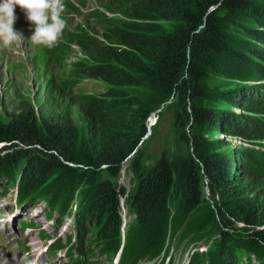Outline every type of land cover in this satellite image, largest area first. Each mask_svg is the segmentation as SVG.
<instances>
[{
	"label": "trees",
	"instance_id": "16d2710c",
	"mask_svg": "<svg viewBox=\"0 0 264 264\" xmlns=\"http://www.w3.org/2000/svg\"><path fill=\"white\" fill-rule=\"evenodd\" d=\"M100 4L109 14L96 9L86 17L87 22L93 19L99 37L86 30L90 28L66 29L64 42L48 53V59L64 70L58 53L76 37L84 56L71 65L69 76L44 84L45 97L31 98L6 86L11 109L5 110L10 121L0 123V195L16 187L21 209L44 198L51 211L62 212L75 197L70 264H94L89 259L92 243L83 238L91 226L99 253L109 260L118 254L117 264L141 259L174 264L170 250L178 240L186 241L182 249L202 247L192 251L188 264H264V191L254 186L256 179L264 180V84L259 83L264 79V0H100ZM219 9L230 15L246 13L247 28L257 42L249 53L233 47L237 36L224 27L226 15H219ZM174 18L180 23L168 32L160 21ZM219 60L224 66L234 65V72H225L238 80L236 88L222 98L241 106L240 113L232 106L224 111L206 106L203 80ZM243 69L247 72L240 75ZM84 77L104 81L105 90L81 91L78 84ZM52 96L65 103L57 104ZM71 104L81 117H74V123L65 119ZM171 108L176 136L172 147L166 139L163 150L144 165L145 120L155 113L157 124ZM208 125H218L230 138L255 142L256 147L240 148L237 159L223 137L205 139ZM156 133L152 128L150 139ZM126 161L138 178L127 195L107 176L116 179ZM56 171L92 176V201L88 204L82 189L68 190L61 197L56 188L47 187ZM247 178L253 181L247 184ZM246 192L259 200L253 201ZM121 197L134 216L133 224H124L123 237ZM168 202L179 207L182 216L199 214L214 221L185 233L179 223L183 218L170 217ZM60 246L58 240L54 247Z\"/></svg>",
	"mask_w": 264,
	"mask_h": 264
},
{
	"label": "rangeland",
	"instance_id": "374dc122",
	"mask_svg": "<svg viewBox=\"0 0 264 264\" xmlns=\"http://www.w3.org/2000/svg\"><path fill=\"white\" fill-rule=\"evenodd\" d=\"M74 3L73 7L77 9L74 10L73 8V19L72 21L68 22V25L70 26L69 30L74 31L75 28L80 29H86L92 34V36H100V32L98 28H95V24H93V19L89 18L88 22L86 20V17H88L91 12H93L96 9L102 10L103 6L100 4V0H73ZM212 8H219L216 6H213ZM104 14H109L106 10L104 11ZM219 15H226L224 16V27L228 30L229 33H232L234 37L237 38V41L234 42L233 47L236 46L237 50H241L243 53H249V48L252 47V44H256V41H252V33L249 30L250 28H247L250 24L247 18L246 13L242 12L239 15L238 14H228L224 11V9L218 10ZM249 17V16H248ZM78 23V24H77ZM160 23L163 24L165 29L168 32H174L175 27L180 23L179 19H168V20H161ZM257 26V24H256ZM79 39L78 38H72L71 40L67 41L66 46L64 49H62L58 54L60 59L64 60V70H61L60 67L54 65L49 59H48V50L42 51L38 47H35L32 45V43L27 42L25 38H21L19 42L14 43L11 47H4L2 46V43H0V123L1 124H7L10 121L9 116L5 113V110L7 112H10L11 109V93L10 89L6 90V86H15L18 91L22 92L24 95H28L29 97H39L42 99L45 97L43 93V87L44 84L50 80L53 79L54 82L59 81V79L66 78L69 76L73 71H70L71 65L74 63H78L83 60L84 51L82 50L81 46L78 44ZM249 51V52H248ZM25 54V55H24ZM250 57V56H249ZM230 61V59H228ZM221 62V63H220ZM224 61L219 60L218 63L214 66L213 70L209 72V74L204 78L203 80V86L205 89V103L206 106L210 110H219L224 111L225 107H231L232 111L234 113H240L242 110L241 106H237L235 103H232L231 101L227 99H223L222 95L225 93L229 94L230 92L234 93L233 90L236 88L237 81L235 77H232L231 74H226L225 69L229 70L230 72L233 71V64L230 63L227 64V66H224ZM234 72V71H233ZM246 73L247 71L243 69L240 73L242 75L243 73ZM81 75H79L78 78H80ZM83 77V76H82ZM259 83L264 84V79H261ZM105 83L104 81L100 79H90L87 77H84L82 81L78 84L80 87V90L83 92H100L105 90ZM77 84L73 86L72 91L73 94L76 93L75 87ZM55 102H58L57 104L62 105V103H65L61 101L59 98L52 96ZM46 101V99L44 100ZM229 101V102H228ZM234 107V108H233ZM243 109V108H242ZM162 111V109H159ZM58 113V112H57ZM79 110L76 106H73V104L66 107L65 114L66 120L69 122L74 123V117L75 118H81L78 116ZM59 114V113H58ZM258 116H262V113H258ZM156 118L157 115L155 113L150 114L148 118L145 120V125L147 128V134L144 136V140H147L141 148L143 149V154L145 160H143V164L145 165L146 162L155 157L161 150H163L164 145L166 144L165 140L167 139L168 142L172 144L176 138L175 136V125H174V109L166 110L163 113V119L156 124ZM60 120V117L58 118ZM63 120V119H62ZM65 121V120H63ZM148 123H151L150 126H148ZM156 127L157 133L155 136L150 139V135L152 132V128ZM204 130V137L207 140H217L221 137L225 139V142L231 146L233 149V152L230 153L231 156H235L237 159L240 158L239 156V150L240 148H248L252 149L253 147H256L255 142L250 141L249 142H242L239 137H229L228 134L223 133L218 128V125L212 126L208 125L205 127ZM255 140V137H254ZM3 146V144H0V148ZM222 150V149H221ZM110 182L114 184L115 187L122 188V190L125 191V194L127 195L130 191H133L134 188L137 185L138 178L136 174L134 173V170H132L131 166H129V162L126 161L123 163L121 167V171L116 179L112 181V177L107 175ZM53 179V180H52ZM50 181H48L47 187L52 186V188L57 189V194L61 197L68 195L70 192H67L68 190H79L82 189L86 192V196L88 204L92 201V192L94 191V183L92 180V176L88 175L87 172L83 171H77L75 173H66L65 171H56V174L52 177ZM253 180L250 178L245 179V182L247 184H250ZM254 186L259 187L261 191H264V180L260 181L259 178L256 179L254 182ZM11 188V187H10ZM13 188L9 191V193L6 196H0V248L4 245L7 246V248H11L12 250L16 249H23V230H19V220L26 218V219H33L37 224H40L41 226L45 227L49 232H52L54 229L53 227L49 226L50 222H52V219L50 221L45 220V207H48V204H50L47 200L44 198H39L38 200L34 201L31 204L25 205L22 209L20 208H14L13 206V195H12ZM89 195V196H88ZM245 195L249 196L253 201L259 200L258 195L254 194H247ZM262 199V198H261ZM119 201V211L118 214L120 215L123 224H122V237L124 236V230L123 228L124 224L129 223L130 225L134 223V216L131 215V213H128L126 206L124 205V199L121 197L118 199ZM77 199L72 200V202L69 204V207L66 209V211L58 212L55 210L53 211L58 217L61 219L59 224L58 232H61V238L63 240L66 239L67 235H70L71 238H75L74 232L72 230L73 227V217H75V210L77 209ZM171 202H168V210L171 213L170 217L176 218L178 217L183 218L181 221H179L182 230L185 231V233H191L197 229L203 228L202 225L206 224L207 222H213V218L206 219L205 216L199 217L198 215H195L194 217H186L180 215V209L179 207H172L170 206ZM50 207H53L50 205ZM125 209H126V216H125ZM128 214V215H127ZM173 215V216H172ZM47 217H51V214H48ZM96 220V216L94 217V221ZM197 221L198 225L195 224ZM194 224L197 226L193 227ZM53 225V224H52ZM54 226V225H53ZM49 227V228H48ZM55 227V226H54ZM94 226H91L83 233V238L85 242L92 243V254L89 257V259L94 264H114L113 258L112 260L107 259V256L105 253L100 254L99 248L95 246V238L91 235L94 231ZM196 228V229H195ZM218 235L216 232L212 235V240H217ZM42 242H44V239H40ZM185 241V240H184ZM181 240H178V242H174L171 245L170 254L173 257V263L174 264H186L187 256H185V248L182 249V243L184 242ZM30 249L33 247L40 248L39 243H37L35 240L32 239L30 241ZM5 246V247H6ZM40 249L37 251H33V254H36ZM15 252V251H13ZM42 259H44V256L41 255ZM41 259V258H40ZM65 255L60 254L55 261H57V264H63L65 262ZM101 260V261H100ZM168 258H166L165 262H167ZM155 259L152 260V262H147L138 260L136 264H154Z\"/></svg>",
	"mask_w": 264,
	"mask_h": 264
},
{
	"label": "clouds",
	"instance_id": "9594fccd",
	"mask_svg": "<svg viewBox=\"0 0 264 264\" xmlns=\"http://www.w3.org/2000/svg\"><path fill=\"white\" fill-rule=\"evenodd\" d=\"M73 8L69 0H0V43L11 47L23 37L42 51L55 48Z\"/></svg>",
	"mask_w": 264,
	"mask_h": 264
},
{
	"label": "bare ground",
	"instance_id": "6f19581e",
	"mask_svg": "<svg viewBox=\"0 0 264 264\" xmlns=\"http://www.w3.org/2000/svg\"><path fill=\"white\" fill-rule=\"evenodd\" d=\"M25 55V54H24ZM59 85V84H58ZM58 87V86H57ZM229 102V101H228ZM250 143V142H249ZM50 213L52 215H55V213L53 211H51L49 208L45 207V211L44 213L47 214V213ZM128 215V214H127ZM125 216H126V209H125ZM136 223V222H135ZM75 225H76V221H75ZM49 228V227H48ZM73 231H74V227H73ZM82 242V241H81ZM186 242V241H185ZM191 244V243H190ZM101 261V260H100ZM95 263V262H94Z\"/></svg>",
	"mask_w": 264,
	"mask_h": 264
}]
</instances>
